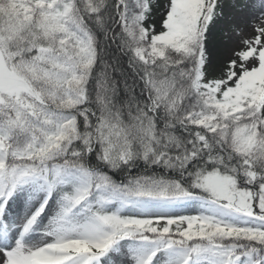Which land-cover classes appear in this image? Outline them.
I'll return each instance as SVG.
<instances>
[{
  "label": "snow or ice",
  "instance_id": "6c2138e0",
  "mask_svg": "<svg viewBox=\"0 0 264 264\" xmlns=\"http://www.w3.org/2000/svg\"><path fill=\"white\" fill-rule=\"evenodd\" d=\"M0 264H264V0H0Z\"/></svg>",
  "mask_w": 264,
  "mask_h": 264
},
{
  "label": "rangeland",
  "instance_id": "374dc122",
  "mask_svg": "<svg viewBox=\"0 0 264 264\" xmlns=\"http://www.w3.org/2000/svg\"><path fill=\"white\" fill-rule=\"evenodd\" d=\"M226 19L219 20L215 26L210 28L209 51L215 60H220L230 55V50L233 47H238L233 41L235 37L225 38V31L231 33L233 25H241L245 28L247 34H253L248 26L254 16L248 12L240 13L234 9L225 7Z\"/></svg>",
  "mask_w": 264,
  "mask_h": 264
},
{
  "label": "trees",
  "instance_id": "16d2710c",
  "mask_svg": "<svg viewBox=\"0 0 264 264\" xmlns=\"http://www.w3.org/2000/svg\"><path fill=\"white\" fill-rule=\"evenodd\" d=\"M125 67H126V65H125ZM114 75L116 76L117 79H119V73H114ZM129 82H131V80Z\"/></svg>",
  "mask_w": 264,
  "mask_h": 264
}]
</instances>
